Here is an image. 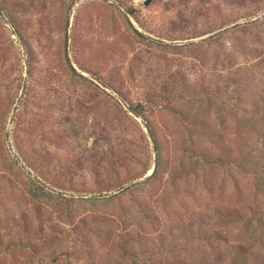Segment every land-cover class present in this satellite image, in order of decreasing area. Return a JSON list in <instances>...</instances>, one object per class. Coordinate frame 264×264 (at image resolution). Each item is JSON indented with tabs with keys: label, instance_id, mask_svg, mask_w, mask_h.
Returning <instances> with one entry per match:
<instances>
[{
	"label": "rangeland",
	"instance_id": "374dc122",
	"mask_svg": "<svg viewBox=\"0 0 264 264\" xmlns=\"http://www.w3.org/2000/svg\"><path fill=\"white\" fill-rule=\"evenodd\" d=\"M251 3L0 0V264H264Z\"/></svg>",
	"mask_w": 264,
	"mask_h": 264
},
{
	"label": "trees",
	"instance_id": "16d2710c",
	"mask_svg": "<svg viewBox=\"0 0 264 264\" xmlns=\"http://www.w3.org/2000/svg\"><path fill=\"white\" fill-rule=\"evenodd\" d=\"M264 8V0H252L251 5H243L242 7L238 8L236 11V17L239 16H245V15H252L254 13H256L257 10L259 9H263ZM128 12H130L131 14L135 15V9L133 7H128ZM249 22H247L246 24H244L243 26H246ZM261 23H264V14L262 16V20ZM238 24H235L234 26H237ZM74 69V68H73ZM106 84L110 85L112 88L114 87L113 84V80L111 78L107 79L106 81H104ZM130 107L132 109H134L135 112L140 113L139 111H137L132 105H130ZM158 159L154 164V167L150 173L151 175H154L158 170H159V153H158ZM236 212V211H234ZM242 246H239L237 248H228L226 250L224 249H220L217 247V249H215V253L216 256L218 258L215 259V261H207L205 264H235L236 260L235 257H237V255L241 256V252L243 251Z\"/></svg>",
	"mask_w": 264,
	"mask_h": 264
},
{
	"label": "water",
	"instance_id": "95a60500",
	"mask_svg": "<svg viewBox=\"0 0 264 264\" xmlns=\"http://www.w3.org/2000/svg\"><path fill=\"white\" fill-rule=\"evenodd\" d=\"M151 0H143L144 4H148Z\"/></svg>",
	"mask_w": 264,
	"mask_h": 264
}]
</instances>
